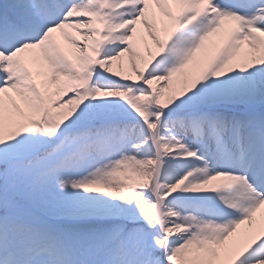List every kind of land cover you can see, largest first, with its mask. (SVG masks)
Masks as SVG:
<instances>
[{"label": "snow or ice", "instance_id": "obj_1", "mask_svg": "<svg viewBox=\"0 0 264 264\" xmlns=\"http://www.w3.org/2000/svg\"><path fill=\"white\" fill-rule=\"evenodd\" d=\"M0 264H264V0H0Z\"/></svg>", "mask_w": 264, "mask_h": 264}]
</instances>
